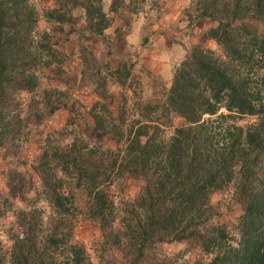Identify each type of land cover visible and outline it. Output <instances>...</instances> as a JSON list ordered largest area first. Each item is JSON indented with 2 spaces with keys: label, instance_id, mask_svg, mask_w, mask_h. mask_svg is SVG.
Masks as SVG:
<instances>
[{
  "label": "trees",
  "instance_id": "obj_1",
  "mask_svg": "<svg viewBox=\"0 0 264 264\" xmlns=\"http://www.w3.org/2000/svg\"><path fill=\"white\" fill-rule=\"evenodd\" d=\"M193 2L194 17L211 21L207 36L215 40L219 51L198 44L190 46L160 91L163 97L147 101L146 112L154 115L143 116L144 122H132L126 141L116 142L114 150L108 151L111 160L86 145L79 152L74 142L53 146L52 154L61 161L59 169L64 174L70 172L68 163L78 162L82 168L74 172L84 175L89 184L91 209L102 234L119 242L118 228L113 229V221L119 217L123 229L128 230L121 236L140 249V264L148 248L163 240L198 245L209 259L197 264H264V0ZM28 5V0H0V149L13 147L18 139L21 124L17 95L22 90L37 89L38 68L45 67L48 74L56 73L60 79L50 82L46 75L41 80L50 91H58L56 88L66 85L69 78L59 74L63 71L59 61L63 52L57 40L48 38V30L41 35L45 42L36 43L37 14ZM84 9L88 36L101 34L106 25L104 15L86 5ZM44 14L46 21L68 22L70 18L66 12L64 19L65 13L56 7ZM84 60L80 58L82 73ZM122 65L117 61L116 73ZM51 100L43 95L40 100L28 98L26 105L39 103L50 112L64 103L53 104ZM96 105L108 109L97 100L90 108L93 125L103 129L104 123L93 111ZM171 114L182 117L183 124L172 126L165 135V124L157 118ZM32 115L37 118L38 110ZM243 116L251 119L242 125L239 119ZM119 133L117 140L123 136L122 127ZM123 162L143 181L136 198L138 215L132 223L117 215L108 192L99 187L104 173ZM229 183L235 186L234 196L242 207L232 243L224 223L209 221L213 213L210 195L227 189ZM53 196L57 216L51 226L44 227L41 216H34L32 210L28 216L19 217V230L9 246L11 264H93L84 247L70 238L75 211L71 196ZM32 217L35 220L29 221Z\"/></svg>",
  "mask_w": 264,
  "mask_h": 264
},
{
  "label": "rangeland",
  "instance_id": "obj_2",
  "mask_svg": "<svg viewBox=\"0 0 264 264\" xmlns=\"http://www.w3.org/2000/svg\"><path fill=\"white\" fill-rule=\"evenodd\" d=\"M28 4L37 14L35 31L39 36L36 43L45 42L41 35L48 30V38L61 44L58 48L63 52L59 56L63 71L59 74L69 78L66 85L56 88L58 91H50L40 83L41 80L46 75H49L47 81L50 82H59L60 79L56 73L50 71L48 74L45 67H39L37 89L18 92L20 133L13 147L6 145L0 149V264H11L9 246L19 230V217L28 216L32 210L34 216H41L44 227L56 221L53 195L57 193L71 196L75 211L70 238L84 247L93 264H140V249L121 236V232L128 230L123 229L119 217L113 221V229L118 228L119 242L102 234L91 209L93 199L87 188L89 184L84 181V175L74 172L82 167L77 166V161L75 165L70 162L67 165L70 172L64 174L59 169L61 161L52 154L53 146L65 147L74 142V149L79 152H83L81 147L86 145L111 160L108 151L114 150L116 142L126 141L132 122H144L154 115L146 112L149 108L145 106L147 101L163 97L160 91L167 86L174 67L190 46L198 44L219 51L215 40L207 36L211 21L194 17L193 0H28ZM85 5L91 11L100 10L104 15L106 25L101 34L88 36ZM53 7L65 13L64 19L67 12L69 21H46L44 12ZM79 28L81 30L78 31ZM63 37L65 39L61 41ZM80 58H85V74L82 73ZM117 61L123 64L119 73L115 70ZM72 78L78 79L79 83L76 84ZM43 95L52 99L53 104L64 103L52 110L54 112L47 111L39 103L31 107L26 105L28 98L40 100ZM96 100L102 101L108 109L98 105L93 108L105 125L103 129L93 125L90 114ZM37 110L39 115L34 118L32 113ZM157 119L165 124V135L170 133L172 126L183 124L182 117L175 114L159 115ZM248 119L251 118L243 116L238 122L243 125ZM120 127L123 136L117 140ZM43 149H46L45 154ZM125 164L123 162L104 173L105 177L98 185L108 192L117 215L132 223L136 222L138 215L136 198L143 181L140 176L130 173ZM234 191L235 186L229 183L227 189L210 195L213 213L209 221L224 223L231 243L237 237L236 222L242 211ZM34 220L35 217L29 219ZM58 225L66 227L67 224L59 221ZM208 259L209 254L196 244L163 240L148 248L141 262L197 264Z\"/></svg>",
  "mask_w": 264,
  "mask_h": 264
}]
</instances>
